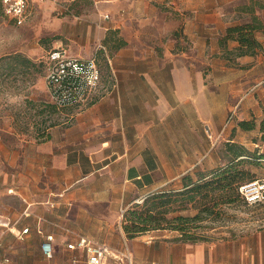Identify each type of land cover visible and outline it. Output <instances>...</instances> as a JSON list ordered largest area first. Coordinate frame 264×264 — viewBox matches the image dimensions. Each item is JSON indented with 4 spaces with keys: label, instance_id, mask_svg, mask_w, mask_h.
<instances>
[{
    "label": "crops",
    "instance_id": "obj_1",
    "mask_svg": "<svg viewBox=\"0 0 264 264\" xmlns=\"http://www.w3.org/2000/svg\"><path fill=\"white\" fill-rule=\"evenodd\" d=\"M221 6L175 1L174 9L189 16L165 18L162 26L158 8L144 0L133 12L145 25L131 33L137 45L106 54L104 76L116 81L110 94L71 118L38 103L40 114L58 118L45 138L37 129L0 125V264H87L83 249L68 248L82 236L107 244L115 256L128 254L133 264H264L263 233L189 242L168 230L128 237L123 227L133 204L175 189L187 173L224 165L209 164L208 136L222 130L234 109L240 121L263 111L264 52L226 58L220 38L229 23ZM133 13L106 28L109 38L129 39ZM262 34L256 36L264 43ZM237 44L228 41L230 48ZM102 45L96 43L100 52ZM44 85L49 92L47 79ZM3 198L16 199L19 208L5 207ZM48 235H54L52 257L42 247Z\"/></svg>",
    "mask_w": 264,
    "mask_h": 264
},
{
    "label": "rangeland",
    "instance_id": "obj_2",
    "mask_svg": "<svg viewBox=\"0 0 264 264\" xmlns=\"http://www.w3.org/2000/svg\"><path fill=\"white\" fill-rule=\"evenodd\" d=\"M147 1L158 8L159 23H163L165 18L189 16L187 11L174 9L175 1L182 0ZM191 1L195 4L201 0ZM208 1L213 5L217 1L222 4L223 17L229 25L251 20V14L245 6L254 7L264 23V0ZM143 2L144 0H46L38 4L32 3L30 15L22 25H18L0 11V125L7 126L13 123L20 131L31 132L56 123L58 118L55 115L44 116L37 108L40 102L44 108L52 105L49 92L44 90L46 69L43 61L47 52L61 44L67 47L69 52L95 53L102 62L104 75H107L109 69L106 54H114L120 47L132 50L137 45L135 33L134 37L131 33L145 25L139 26L142 16L139 20L133 12ZM128 12L133 13L131 15L133 20H127L130 26L129 39L120 34L116 38H109V30L106 28L113 25L114 21L126 18ZM177 12L181 15H176ZM106 15L109 16L106 17ZM262 36L264 37V34ZM98 41L102 42L107 49L105 50L102 45L99 48L101 52L97 50ZM120 43L123 45L114 47L115 44ZM17 53L37 62L38 67L30 76L22 72L10 71L7 62L11 60L8 57ZM261 107L262 113L254 114V120L252 118L249 120L256 123L255 128L244 130L239 126V109H237L234 121L223 130L224 126L222 133L220 131L211 137L208 136V145L213 153L212 160L209 162L211 166L225 164L230 160L232 155L226 151V145L231 141L250 151L249 155L244 156L241 166L248 169L254 178L264 177V132H262L264 105ZM213 141L215 144L212 146ZM182 188V183L178 184L175 187V193H179ZM172 198L177 200L172 202L170 211L166 214L168 219L192 217L199 212L192 203L183 201V196L178 195ZM2 202L5 207L11 203L19 208L16 199L3 198ZM138 203H143V200L130 207ZM214 211L213 214H203L204 219L200 221H191L188 228L198 235L207 236L208 240H247L257 233L264 234V202L248 205L241 200H236L229 204H220ZM168 224L164 222L165 228L151 231L168 230L174 235L181 236L179 230L168 227Z\"/></svg>",
    "mask_w": 264,
    "mask_h": 264
},
{
    "label": "trees",
    "instance_id": "obj_3",
    "mask_svg": "<svg viewBox=\"0 0 264 264\" xmlns=\"http://www.w3.org/2000/svg\"><path fill=\"white\" fill-rule=\"evenodd\" d=\"M245 8L250 12L251 20L229 25L225 34L220 38V45L224 48V55L231 62H236L238 57L244 55H256L264 52V43L256 36L257 32L264 31V23L254 7L245 6ZM0 11L4 12L2 0H0ZM173 34L176 37L181 36V28ZM229 40H236L238 44L230 48L228 46ZM121 45L123 43L115 44L114 47L118 48ZM178 47L179 50H182V47L179 45ZM8 59L11 60L7 62L8 67L13 72L18 71L26 74V71L36 70L38 67L34 59L20 53L11 55ZM43 62L46 69L48 62L47 60ZM45 109L49 113H54L58 107L52 104L47 105ZM239 126L244 130H250L255 128L256 123L242 120L239 122ZM262 126V132H264V123H262ZM47 127L49 126L37 129L40 138L46 137ZM226 151L232 156L223 166L216 167L208 173L194 171L185 174L182 177L183 188L179 193H175V189L154 193L144 198L143 203H138L134 207L127 209L124 213L123 227L128 237H135L151 230L165 228L163 224L167 222L169 223L168 227L181 232L180 238L184 241L208 240L207 236L192 232L188 228L189 223L194 220L200 221L204 219L203 214H213L215 212L214 209L220 204H229L236 200L246 203L240 195L239 186L255 179L248 169L241 166L244 158L242 156L249 155L248 153L250 152L246 147L235 142H229L226 145ZM178 195L183 196V201L192 203L194 207L199 209V212L192 217L182 216L168 219L166 214L170 211L172 202L177 200L172 197H177Z\"/></svg>",
    "mask_w": 264,
    "mask_h": 264
},
{
    "label": "built area",
    "instance_id": "obj_4",
    "mask_svg": "<svg viewBox=\"0 0 264 264\" xmlns=\"http://www.w3.org/2000/svg\"><path fill=\"white\" fill-rule=\"evenodd\" d=\"M44 1L46 0H2V4L4 13L15 23L22 25L30 15L32 3L38 4ZM46 60L48 62L46 79L51 102L58 108L67 110L70 113L69 118L110 94L112 87L116 86V81L109 80L115 79L114 76L112 78L104 76L96 54L88 58L75 56L61 45L50 49L46 54ZM236 110L237 108L231 112L224 129L234 119ZM239 192L248 205L264 202V177L242 183ZM26 232L28 228L23 229V233ZM53 240L54 235H48L42 244L48 257L53 256ZM68 248L83 249L87 256V264H106L111 257L117 261V264H133L128 254L123 255V258L119 255L115 256L107 244L84 236L68 243Z\"/></svg>",
    "mask_w": 264,
    "mask_h": 264
}]
</instances>
